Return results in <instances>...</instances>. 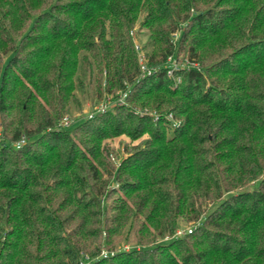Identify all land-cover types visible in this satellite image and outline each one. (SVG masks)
I'll list each match as a JSON object with an SVG mask.
<instances>
[{"label":"trees","instance_id":"16d2710c","mask_svg":"<svg viewBox=\"0 0 264 264\" xmlns=\"http://www.w3.org/2000/svg\"><path fill=\"white\" fill-rule=\"evenodd\" d=\"M96 71L123 104L60 126ZM84 254L264 264V0H0V264Z\"/></svg>","mask_w":264,"mask_h":264},{"label":"rangeland","instance_id":"374dc122","mask_svg":"<svg viewBox=\"0 0 264 264\" xmlns=\"http://www.w3.org/2000/svg\"><path fill=\"white\" fill-rule=\"evenodd\" d=\"M146 35L147 34L145 32L139 31V33H137V35L134 34L132 38L136 40V43L142 44V42H144L146 39ZM94 75L95 81L90 84L85 83V86L82 90H75L74 95L77 99V102H71L70 111L63 115V117L67 116L69 119L75 122L76 118L82 117L83 115H86L89 111L93 110L95 107L107 103L109 97L103 95L102 86L97 82L99 79L101 80L100 75L97 71L96 73H94ZM110 100L112 101V99ZM71 124L69 126H71ZM138 142L139 139L133 141L124 134L118 135L113 138L105 139V145L109 148V151L111 152L110 160L112 161V163H117L121 157L127 155V150L125 149V146H127V148H130L132 145L137 144ZM189 224L190 223H186L182 220L179 221L178 226L176 228V230L178 229L176 231V234H180L181 231L185 229ZM133 242V239L130 238L128 240H123L120 243V248L127 249L133 244Z\"/></svg>","mask_w":264,"mask_h":264},{"label":"built area","instance_id":"2783aa9c","mask_svg":"<svg viewBox=\"0 0 264 264\" xmlns=\"http://www.w3.org/2000/svg\"><path fill=\"white\" fill-rule=\"evenodd\" d=\"M174 37L176 36L174 35ZM133 43H134V48L137 53V61L139 65L140 75L143 76L144 74H149L152 69H150L147 66L148 58L146 56L145 50L142 49L140 44L136 43V40L134 39H133ZM188 65H189V60L186 57L181 59V57L174 58L173 56L170 55L167 57V60H166V65H165L167 68L166 73L168 76H172L174 71L187 68ZM193 67L198 68V65L195 63L193 64ZM106 96L109 97L107 100V103H104V104H101L100 106L95 107L93 110L89 111L86 115H83L82 117L89 118L98 111H104L105 109L112 107L114 105L123 104V99H124L125 94L122 93L121 95H118L116 97L112 96L111 94L106 95ZM110 99H112V101ZM79 118L81 117L76 118V120ZM73 122H74L73 120L69 119L67 116H64L60 120L59 125L65 127V126H69ZM24 141H25L24 137L20 138L17 142H15L16 147H19V145H21ZM102 255L103 256L105 255L104 251H102ZM88 260H89L88 255L84 254V259L83 261L80 262V264H88Z\"/></svg>","mask_w":264,"mask_h":264}]
</instances>
